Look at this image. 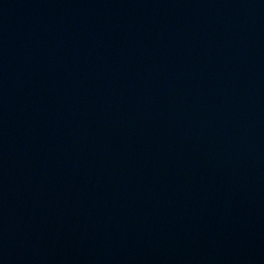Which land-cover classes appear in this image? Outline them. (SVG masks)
<instances>
[{
	"label": "water",
	"instance_id": "95a60500",
	"mask_svg": "<svg viewBox=\"0 0 264 264\" xmlns=\"http://www.w3.org/2000/svg\"><path fill=\"white\" fill-rule=\"evenodd\" d=\"M0 264H264V0H0Z\"/></svg>",
	"mask_w": 264,
	"mask_h": 264
}]
</instances>
